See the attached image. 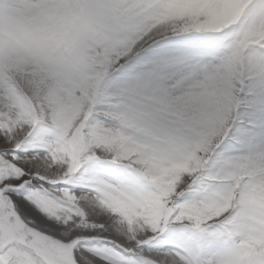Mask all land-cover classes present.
Masks as SVG:
<instances>
[{
	"label": "snow or ice",
	"instance_id": "1",
	"mask_svg": "<svg viewBox=\"0 0 264 264\" xmlns=\"http://www.w3.org/2000/svg\"><path fill=\"white\" fill-rule=\"evenodd\" d=\"M258 30L264 0H0V264H264Z\"/></svg>",
	"mask_w": 264,
	"mask_h": 264
},
{
	"label": "clouds",
	"instance_id": "2",
	"mask_svg": "<svg viewBox=\"0 0 264 264\" xmlns=\"http://www.w3.org/2000/svg\"><path fill=\"white\" fill-rule=\"evenodd\" d=\"M259 39H264V30H258L255 34H254V38L251 42H258ZM189 108H191V110L193 112H195L196 110V104L194 101L189 100L187 101ZM69 118H71V115L69 114Z\"/></svg>",
	"mask_w": 264,
	"mask_h": 264
}]
</instances>
